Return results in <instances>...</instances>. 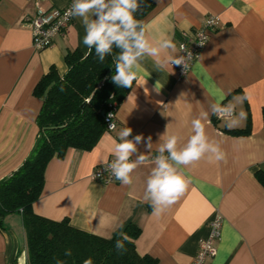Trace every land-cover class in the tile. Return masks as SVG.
I'll return each instance as SVG.
<instances>
[{
    "label": "crops",
    "instance_id": "0c3cea01",
    "mask_svg": "<svg viewBox=\"0 0 264 264\" xmlns=\"http://www.w3.org/2000/svg\"><path fill=\"white\" fill-rule=\"evenodd\" d=\"M143 24L150 40L169 39L179 55V31L202 26L215 15L218 27L190 70L179 78L172 66L158 69L151 57L140 63L138 77L119 104L114 131H105L89 150L70 148L53 157L44 171L40 197L32 204L39 216L67 218L76 229L101 238L123 233L128 224L140 228L134 240L140 255L156 264H192L200 240L210 235V221L218 216L216 254L205 264H264V0H152ZM68 0H0V181L27 158L34 146L36 117L42 98L34 93L50 67L63 74L64 55L74 49L87 53L84 27L74 17L66 33L36 51L26 19L37 7L61 8ZM160 88L157 92L155 86ZM246 96L242 103L237 98ZM235 105L233 115L245 119L228 127L213 121V106ZM207 112L206 134L218 143L224 159L207 156L180 168L189 181L185 193L161 215L143 199L154 166L160 137H179L182 147L192 135L191 121ZM132 139L152 138L149 161L133 173V183H102L91 178L95 168L114 160V145L123 128ZM246 128L245 133L235 132ZM160 140V141H159ZM141 153L145 145H138ZM167 155V153H165ZM135 159V156L132 157ZM0 264H28L25 233L19 213L6 214L0 224Z\"/></svg>",
    "mask_w": 264,
    "mask_h": 264
},
{
    "label": "trees",
    "instance_id": "16d2710c",
    "mask_svg": "<svg viewBox=\"0 0 264 264\" xmlns=\"http://www.w3.org/2000/svg\"><path fill=\"white\" fill-rule=\"evenodd\" d=\"M140 5L134 15L143 22L154 2L140 0ZM119 51L114 47L103 62L94 49L90 54L68 51L64 55L65 72L60 74L50 67L34 88L42 98L34 146L24 162L0 181V224L6 214H20L28 264H156L155 258L136 251L134 240L140 228L134 224L123 231L129 238L124 241V250H117L120 234L101 238L74 228L67 218L55 221L32 211V204L42 193L48 162L70 148L91 149L106 131V113L116 112L133 85L134 80L126 88L111 80L115 73L113 56ZM234 131L245 133L246 128ZM257 177L264 185V172ZM68 250L71 255L65 254Z\"/></svg>",
    "mask_w": 264,
    "mask_h": 264
},
{
    "label": "clouds",
    "instance_id": "9594fccd",
    "mask_svg": "<svg viewBox=\"0 0 264 264\" xmlns=\"http://www.w3.org/2000/svg\"><path fill=\"white\" fill-rule=\"evenodd\" d=\"M140 0H73L67 15L80 19L85 35L83 44L92 49L96 56L103 62L108 55L113 54V48L119 49V53L113 56L115 73L111 77L114 84L119 87H130L132 81L137 79L141 68V61L145 57H151L158 69L169 66L184 65L183 57H174L170 49L175 46L167 38L160 41L149 39L145 25L135 17L140 9ZM185 66V65H184ZM160 88L155 86V91ZM246 96L237 98L242 103ZM213 114L218 117L228 116L227 126L234 127L245 119L246 114L235 112V105L213 106ZM208 113L201 112L191 121L192 135L182 147L178 146L179 137L175 134L168 135L167 131L160 137L157 155L151 158L154 165L146 180V188L143 199L153 209V215H161L167 208L175 204L185 193L189 181L181 173L182 166H188L200 161L207 156L209 162H219L224 159V152L220 145L210 140L205 130V120ZM112 114H109L111 120ZM110 129L115 125L111 123ZM132 128H123L119 133V141L115 143L114 160L108 165V170L123 185L133 183L132 173L149 161L147 153L152 149V138L145 140L142 134L135 135L132 139ZM159 140V141H160ZM145 145L146 151L139 152L138 145ZM167 153V155H165ZM135 156V159L132 157ZM122 239L116 241L117 250H124V241L128 236L120 234ZM66 255H71L70 250ZM90 264V262H86Z\"/></svg>",
    "mask_w": 264,
    "mask_h": 264
},
{
    "label": "built area",
    "instance_id": "2783aa9c",
    "mask_svg": "<svg viewBox=\"0 0 264 264\" xmlns=\"http://www.w3.org/2000/svg\"><path fill=\"white\" fill-rule=\"evenodd\" d=\"M73 0H68L67 4L61 8H50L47 10L36 8L35 14L26 19L27 25L30 27L32 35V47L36 51L43 50L49 47L57 36H62L66 33L68 27L71 25L74 17L67 15ZM219 19L215 15L206 16L201 27L193 29L190 32L179 31L180 40L178 42L179 55L183 57L184 65H173L176 75L181 78L184 77L190 70L192 63L197 59L200 51L204 48L207 41V32L213 31L218 27ZM223 107V105H220ZM114 111H109L104 117L106 124V131L112 132L116 128L117 121ZM109 114H112L111 120ZM234 114V113H233ZM228 116L218 117L213 114V121H220L229 119ZM113 123L114 129H110L109 125ZM112 161H108L104 165L98 166L91 174L93 180L110 183L117 181L108 170V165ZM220 227V218L214 217L210 221V235L199 241L198 250L194 256L192 264H205L206 260L212 258L216 254V246L214 240L217 238V229Z\"/></svg>",
    "mask_w": 264,
    "mask_h": 264
}]
</instances>
